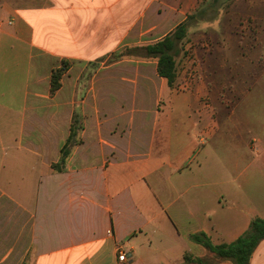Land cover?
Listing matches in <instances>:
<instances>
[{"label":"crops","instance_id":"obj_1","mask_svg":"<svg viewBox=\"0 0 264 264\" xmlns=\"http://www.w3.org/2000/svg\"><path fill=\"white\" fill-rule=\"evenodd\" d=\"M200 1L0 0V198L11 208L15 231L13 242H2L9 249L0 264L24 257L30 264H179L186 253L213 260L190 235L230 244L253 219H264V208L247 201L262 193L231 192L230 174L217 190H198L189 166L213 135L216 113L194 93L173 94L158 110L154 99L166 92L153 88V79L123 84L133 103L120 111L95 107L89 114L82 99L80 143L62 172L52 169L69 136L74 101L63 93L64 80L50 94L51 70L66 60L70 79L74 66L121 42L162 38ZM236 151L242 159L243 148ZM243 177L241 183L254 179ZM119 251L126 263L118 261ZM248 264H264V239Z\"/></svg>","mask_w":264,"mask_h":264},{"label":"rangeland","instance_id":"obj_2","mask_svg":"<svg viewBox=\"0 0 264 264\" xmlns=\"http://www.w3.org/2000/svg\"><path fill=\"white\" fill-rule=\"evenodd\" d=\"M209 4L214 6L208 7ZM200 10L204 13L189 22L185 37L179 43L173 87L168 88L165 80L157 76L156 60L145 58L143 52L126 53L116 61V52L156 41L148 37L121 42L111 53L93 58L85 66H74L70 79L64 77L67 70L60 81L62 86L64 80L63 93L73 96L70 109L81 128V100L86 98L89 114L95 107L102 113L123 110L127 103L129 106L133 103L131 93L126 92L129 86L123 87L126 83L144 85L153 79V88L166 92L160 99L157 96L154 99L157 109L162 111L173 94L200 96L202 108L211 113L215 111L216 127L213 135L205 140L202 153L189 166L188 172L200 186L198 190L215 191L218 181L230 174L229 190H242L249 196L261 192L247 201L258 202V206L264 208V0H217L216 3L201 0L191 14ZM72 80H75L74 85ZM142 88L145 93L150 90L148 86ZM137 100L142 103L140 97ZM79 135L80 132L77 140ZM237 147L243 148L240 160ZM239 175L244 179L251 175L254 181L241 183ZM156 176H152L154 184ZM176 181L174 177L171 184L175 186ZM161 188L168 192L165 182L161 183ZM4 202L0 198V258L9 249L2 242H13L15 238V231L11 229L14 220L8 211L11 208ZM230 202L235 205V201ZM26 236L27 231L23 243ZM25 249L24 246L19 248L23 254ZM20 264H30V260L24 257Z\"/></svg>","mask_w":264,"mask_h":264},{"label":"trees","instance_id":"obj_3","mask_svg":"<svg viewBox=\"0 0 264 264\" xmlns=\"http://www.w3.org/2000/svg\"><path fill=\"white\" fill-rule=\"evenodd\" d=\"M216 1L217 0H212V3H216ZM213 6L214 4L208 5V7L211 8ZM202 13H204V10L188 15L182 23L178 24L173 29V31L154 42L142 46L124 48V51L116 52L114 54L116 61L124 57L126 53L143 52L145 58L156 60L157 75L166 81L168 87H173L176 80L175 56L177 55L179 43L185 37L189 22L196 19V16ZM68 67L69 62L61 60L60 65L51 70L50 94H54L60 89L61 77L68 70ZM76 117V115L72 117L69 136L60 149V158L58 162L52 164V169L56 172H62L64 170L66 160L73 148L79 143V138L77 140V136L82 128ZM189 239L210 252L213 255V260L205 257H194L186 253L183 256L182 262L179 264H214V261L217 262L220 260L229 261L232 264H248L257 244L264 239V219H253L248 231L230 244L214 245L203 232L194 233L189 236Z\"/></svg>","mask_w":264,"mask_h":264},{"label":"built area","instance_id":"obj_4","mask_svg":"<svg viewBox=\"0 0 264 264\" xmlns=\"http://www.w3.org/2000/svg\"><path fill=\"white\" fill-rule=\"evenodd\" d=\"M128 260V255L125 252L119 251L118 252V261L126 263Z\"/></svg>","mask_w":264,"mask_h":264}]
</instances>
